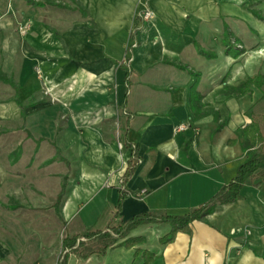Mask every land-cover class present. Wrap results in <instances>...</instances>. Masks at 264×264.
<instances>
[{
  "label": "crops",
  "instance_id": "crops-1",
  "mask_svg": "<svg viewBox=\"0 0 264 264\" xmlns=\"http://www.w3.org/2000/svg\"><path fill=\"white\" fill-rule=\"evenodd\" d=\"M16 1L21 22L32 21L24 33L12 14L0 21L2 128L17 124L36 144L33 154L53 141L59 121L73 141L96 144L97 170L83 173L88 180L77 184L60 215L59 193L51 205L69 229L65 237L85 239L144 214L183 215L231 181L244 161L243 129L264 117V85L238 91L264 76V0ZM145 11L154 18L143 19ZM124 144L136 148L139 162L119 203L132 157ZM16 152L18 159L20 145ZM255 183L247 180L234 202L167 245L159 243L167 224L142 223L125 237L141 242L84 260L68 253L63 264H264V183ZM9 224L4 217L0 264L61 261V248L47 249L39 234L29 244L25 229Z\"/></svg>",
  "mask_w": 264,
  "mask_h": 264
},
{
  "label": "rangeland",
  "instance_id": "rangeland-1",
  "mask_svg": "<svg viewBox=\"0 0 264 264\" xmlns=\"http://www.w3.org/2000/svg\"><path fill=\"white\" fill-rule=\"evenodd\" d=\"M23 1L28 2V0ZM16 2V0H0V21L7 18L8 14H12L18 30L19 25L32 19L21 22L22 19L17 15ZM254 13L258 15H255L258 19L263 18L257 12ZM259 54L263 55L264 50H260ZM10 97L13 96L10 94ZM62 122L59 121L58 126L52 131L53 141L39 143L36 154H33L36 144L26 139V133L19 129L17 124L5 131L0 123V226L4 224V217H9L11 229L21 230V227L25 229L27 233L25 239L29 244L37 241L39 234L41 242L47 249L56 246L59 251L61 241L68 235L69 229L56 217L51 205L64 182L67 172L66 162L71 173L63 203L59 207V215L73 189L85 180L83 178L88 177L83 173L97 170L93 165L95 160L92 158L96 144H84V146L80 142L73 141L71 131L63 126ZM113 132L114 138L118 139L119 128L116 124ZM120 143L121 140L116 144L118 149L121 147L122 143ZM19 145L21 154L17 159L16 151ZM24 151L27 154L25 158ZM16 220L19 222L15 223ZM29 232L36 235L28 238ZM86 234L87 232L84 235ZM78 241L94 245L98 239L87 241L81 238Z\"/></svg>",
  "mask_w": 264,
  "mask_h": 264
},
{
  "label": "trees",
  "instance_id": "trees-1",
  "mask_svg": "<svg viewBox=\"0 0 264 264\" xmlns=\"http://www.w3.org/2000/svg\"><path fill=\"white\" fill-rule=\"evenodd\" d=\"M255 15L257 14L255 13ZM263 85L264 76L256 74L255 76L249 78L241 87H239L238 91L239 94H245L249 91L251 86L261 88ZM262 120H264V117L253 118L251 123L243 129L244 142L242 145V151L244 155V161L237 168L236 174L231 179V181L227 185L223 186L208 201L183 215L154 216L150 214H144L136 216L119 226L108 228L106 231L87 233L84 236L87 241L93 238L98 239L94 245H89L86 242L78 241L77 236L64 237L61 241V249L64 254L58 264H63L68 253H71L77 258L84 260L93 254L103 253L106 249L114 245L131 247L135 245V243L141 242L142 238L125 237L132 227L142 223L167 224L169 226V231L159 239V243L161 245H167L173 241L177 233H190V225L192 222L203 220V218L211 214L217 206L234 202L238 197L243 184L247 180H256V183L254 184L255 187H258L264 183V123L262 124L260 122ZM124 146H127L132 150V157L131 160L127 162L126 170L122 176V185L130 177L135 166L139 162L136 148H133L128 144H124ZM128 195L129 193L123 185V188L120 189L119 203ZM64 196L65 190L63 188L57 196L54 206L55 209L59 208ZM121 239L124 240L121 243H118Z\"/></svg>",
  "mask_w": 264,
  "mask_h": 264
},
{
  "label": "built area",
  "instance_id": "built-area-1",
  "mask_svg": "<svg viewBox=\"0 0 264 264\" xmlns=\"http://www.w3.org/2000/svg\"><path fill=\"white\" fill-rule=\"evenodd\" d=\"M142 18H143V19H146V20L153 19V18H154V14H153L152 12H150V11H145V12L142 14ZM30 25H31L30 22H25V23L19 25V27H18V31H19L20 33H24V32H26L27 30L30 29ZM127 61H128V60H127ZM127 61H126V62H127ZM122 64L125 65V61L122 62ZM178 129L181 130V129H183V128H182V126H179Z\"/></svg>",
  "mask_w": 264,
  "mask_h": 264
}]
</instances>
